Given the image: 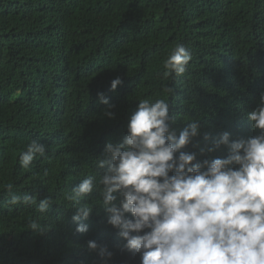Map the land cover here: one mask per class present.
<instances>
[{
	"label": "trees",
	"instance_id": "16d2710c",
	"mask_svg": "<svg viewBox=\"0 0 264 264\" xmlns=\"http://www.w3.org/2000/svg\"><path fill=\"white\" fill-rule=\"evenodd\" d=\"M177 43L192 60L183 77L166 79L163 61ZM165 86L177 135L200 124L185 149L198 161L227 157V146L207 150L225 131L258 135L247 113L264 94V0H0V264H105L89 241L113 254L106 264H141L108 224L98 191L81 201L93 211L79 222L65 196L103 173L106 145L122 143L138 101L164 98ZM100 93L115 119L103 115ZM33 140L46 153L24 170L19 157ZM8 182L37 202L51 197L47 214L8 204ZM30 219L45 230L28 228Z\"/></svg>",
	"mask_w": 264,
	"mask_h": 264
},
{
	"label": "clouds",
	"instance_id": "9594fccd",
	"mask_svg": "<svg viewBox=\"0 0 264 264\" xmlns=\"http://www.w3.org/2000/svg\"><path fill=\"white\" fill-rule=\"evenodd\" d=\"M191 60L184 44L177 43L163 61L164 78L183 77ZM122 83L117 76L111 89ZM163 92L164 98L138 101L123 142L108 143L105 157L98 158L103 173L86 176L66 194L76 210L73 221L90 217L93 207L81 201L96 190L108 224L119 230L128 251L141 255V264H264V94L247 113L259 134L232 140L225 131L207 150L227 146V157L198 161L196 153L185 149L201 135L199 122L188 123L177 135L167 99L174 89L165 86ZM99 99L108 105L103 115L115 119V106L104 93ZM210 139L204 135L205 141ZM45 153V145L33 140L21 152L19 164L29 170ZM4 188L10 205L31 204L47 214L52 204L51 197L37 202L33 195L13 192L11 182ZM27 227L45 230L39 219H30ZM87 230V224L77 227L78 232ZM89 248H99L105 264L113 255L95 241H89Z\"/></svg>",
	"mask_w": 264,
	"mask_h": 264
},
{
	"label": "bare ground",
	"instance_id": "6f19581e",
	"mask_svg": "<svg viewBox=\"0 0 264 264\" xmlns=\"http://www.w3.org/2000/svg\"><path fill=\"white\" fill-rule=\"evenodd\" d=\"M81 204H83V203H81ZM67 236V235H66ZM65 238V237H64ZM67 238V237H66ZM59 239H62V238H59ZM85 250H87V249H85ZM87 252H88V250H87ZM86 256V255H85Z\"/></svg>",
	"mask_w": 264,
	"mask_h": 264
}]
</instances>
